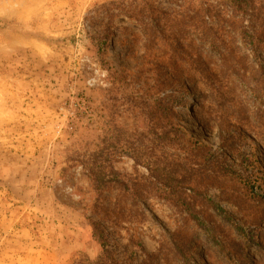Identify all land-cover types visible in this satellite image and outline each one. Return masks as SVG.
Returning <instances> with one entry per match:
<instances>
[{
  "label": "rangeland",
  "instance_id": "rangeland-1",
  "mask_svg": "<svg viewBox=\"0 0 264 264\" xmlns=\"http://www.w3.org/2000/svg\"><path fill=\"white\" fill-rule=\"evenodd\" d=\"M253 4L0 0V264L102 249L118 264H264V0ZM200 8L211 14L183 26L193 56L177 62L166 27ZM244 32L261 38L256 54ZM112 173L127 192L96 188ZM168 174L182 199L160 190Z\"/></svg>",
  "mask_w": 264,
  "mask_h": 264
},
{
  "label": "trees",
  "instance_id": "trees-1",
  "mask_svg": "<svg viewBox=\"0 0 264 264\" xmlns=\"http://www.w3.org/2000/svg\"><path fill=\"white\" fill-rule=\"evenodd\" d=\"M230 1V5L232 7V10H234L236 13H241V14H247V13H251L254 14V4H253V0H229ZM194 12V11H193ZM206 13L208 15H210V11L207 9H203L200 8L198 10H196V12H194V15H192V17L186 15V13H179V12H175L173 13L174 15V22L175 25L173 24H169L168 27H166V30L169 32V35L171 37L170 40H168V45H164V44H160L162 47L165 46V48H167L168 52L170 53L169 57L170 58H174L177 59V62H181L182 60H186L188 58H191V56H193V53L191 52V45L190 44H185L184 42L186 41L183 31H184V25L186 24H190L189 22L193 23L194 21L197 20V18H202L203 14ZM127 15V13H125ZM128 16V15H127ZM187 21H184L186 20ZM198 22V21H197ZM200 24V27L194 25L196 32L195 34L197 35V37L201 40H203V35H205V30L202 27V22H198ZM159 23L157 22V25H155V32H153V35L158 37L157 33L159 34V38L161 33H163V30H165L164 28H160V25H158ZM181 26V28L179 27ZM206 27V26H204ZM161 29V31H160ZM206 36V35H205ZM244 39H243V43L244 45H246L247 47H249L253 54H256L257 50L262 48V40L259 36H254V35H249L248 33L244 32L243 33ZM153 41L149 40V43L152 44ZM192 48H193V44H192ZM254 56V55H253ZM260 74L262 75V81H263V89H264V70L261 68L260 69ZM181 134H185L184 132L181 131ZM177 135V134H176ZM180 135L178 137H180ZM160 149H163V147H161ZM155 162H165L164 158L158 157L156 158ZM182 168L185 165V162L183 161V163L181 164ZM188 168V167H187ZM182 172V171H181ZM183 172H189L188 169H184ZM170 173H177L175 171H171ZM169 174L167 175V177L165 179H160L159 183H160V190L167 192L169 194H172L174 196H176V198L182 199V195L183 193L178 192L176 194V192L172 191L173 185L175 183L178 182V177H176L175 175L173 177H170ZM110 177L108 178V181L104 180V178H99L96 182L94 181V184L96 186V188H102L104 187L107 183H117L121 190H123L124 192H127L129 190L127 184L124 181H120L118 176L114 173L109 175ZM181 181H189V175L186 176L185 178H182ZM209 203L212 205V207L214 208V210L219 211L221 214L222 211L219 208L218 205L212 203V201ZM77 264H118L110 255V253L105 250L102 249L100 255L94 259V260H89L87 258H85L83 261L78 262Z\"/></svg>",
  "mask_w": 264,
  "mask_h": 264
},
{
  "label": "bare ground",
  "instance_id": "bare-ground-1",
  "mask_svg": "<svg viewBox=\"0 0 264 264\" xmlns=\"http://www.w3.org/2000/svg\"><path fill=\"white\" fill-rule=\"evenodd\" d=\"M186 121H187V128L191 130L193 134H195L198 137V139L202 141L208 139V136L198 128L196 124V117H194L193 119L186 117Z\"/></svg>",
  "mask_w": 264,
  "mask_h": 264
}]
</instances>
